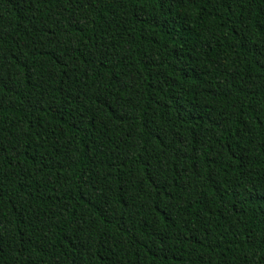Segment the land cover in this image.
I'll use <instances>...</instances> for the list:
<instances>
[{
	"label": "trees",
	"instance_id": "obj_1",
	"mask_svg": "<svg viewBox=\"0 0 264 264\" xmlns=\"http://www.w3.org/2000/svg\"><path fill=\"white\" fill-rule=\"evenodd\" d=\"M0 264H264V0H0Z\"/></svg>",
	"mask_w": 264,
	"mask_h": 264
}]
</instances>
